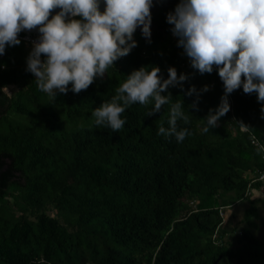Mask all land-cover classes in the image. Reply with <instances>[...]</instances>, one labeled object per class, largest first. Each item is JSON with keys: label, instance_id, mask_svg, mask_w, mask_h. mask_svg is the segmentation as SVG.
<instances>
[{"label": "trees", "instance_id": "16d2710c", "mask_svg": "<svg viewBox=\"0 0 264 264\" xmlns=\"http://www.w3.org/2000/svg\"><path fill=\"white\" fill-rule=\"evenodd\" d=\"M19 39L0 55V89H15L11 97L0 91V155L19 173L1 187L0 264H264L259 208L243 211L241 227L225 226L223 217L252 190L264 194L256 181L264 172V152H256L264 104L255 93L230 94V111L204 133L223 82L216 69H193L172 32L149 43L136 31L138 46L102 79L56 97L26 71L32 49ZM142 66H158L165 79L169 67L189 75L183 89L168 90L189 116L188 124L178 121L191 133L183 142L158 135L169 127L170 105L147 116L154 101L127 108L119 132L95 125L93 110ZM193 85L210 86L198 111L188 107ZM239 121L251 128L241 131Z\"/></svg>", "mask_w": 264, "mask_h": 264}, {"label": "clouds", "instance_id": "9594fccd", "mask_svg": "<svg viewBox=\"0 0 264 264\" xmlns=\"http://www.w3.org/2000/svg\"><path fill=\"white\" fill-rule=\"evenodd\" d=\"M152 7L153 0H0V55L7 46L21 43L22 31L38 29L40 35L32 42L26 71L35 77L39 91L50 97L69 91L79 94L138 46L134 39L137 28L151 43ZM56 9L60 11L52 16ZM167 22L173 25L177 46L183 48L191 67L201 75L216 69L223 82L221 103L202 119L206 121L204 133L219 127L231 108L229 95L241 87L264 104V0H179L167 14ZM160 73L158 66L133 70L111 100L93 110L95 125L119 132L126 123L121 114L127 108L154 101L147 116L170 105L169 127L160 126L158 135L183 142L191 133L178 121L188 124L189 116L183 111V102L172 103L168 90L183 89L189 75L178 74L175 67L168 68L167 79ZM209 90V85L199 91L194 85L187 90L186 95H196L189 109L198 111L200 94ZM0 91L12 96L8 86ZM165 92L167 95L162 94ZM261 113L264 119V107ZM239 125L241 131L251 128L243 121ZM256 152H264V145H258Z\"/></svg>", "mask_w": 264, "mask_h": 264}, {"label": "water", "instance_id": "95a60500", "mask_svg": "<svg viewBox=\"0 0 264 264\" xmlns=\"http://www.w3.org/2000/svg\"><path fill=\"white\" fill-rule=\"evenodd\" d=\"M179 3V0H153V7L151 9L152 13V24H151V39H158L160 42L163 40V36L166 33L172 32L171 29L173 25H170L167 22V14L175 10L176 5ZM104 5L101 4V10H103ZM59 9H56L52 12L54 16ZM51 19V16H50ZM79 19V17H77ZM136 31L141 32L140 28H137ZM38 29L32 31H22L19 34L18 38H21L25 41L33 42L39 37ZM143 40H147L143 37ZM6 110V105L4 102L0 101V115H2ZM12 160L8 155H0V194L1 187H4L7 179H13L19 175V173L10 168Z\"/></svg>", "mask_w": 264, "mask_h": 264}, {"label": "crops", "instance_id": "0c3cea01", "mask_svg": "<svg viewBox=\"0 0 264 264\" xmlns=\"http://www.w3.org/2000/svg\"><path fill=\"white\" fill-rule=\"evenodd\" d=\"M264 196L262 195L261 192H257L252 190L250 196L248 199H245L239 203H236L235 205H233L232 207H236V209L234 210V208L231 209L228 208V210L225 213V219H224V225L225 226H229L231 228L234 227H241V225L239 224V221L241 220L242 215L238 214L239 210L242 209H246L249 208L251 206V204H255L259 210V216L261 219V223L259 224V229L261 231V233H264V202H263V198ZM244 206V207H243ZM239 207V210H238ZM243 210V211H244ZM231 213V214H229Z\"/></svg>", "mask_w": 264, "mask_h": 264}, {"label": "built area", "instance_id": "2783aa9c", "mask_svg": "<svg viewBox=\"0 0 264 264\" xmlns=\"http://www.w3.org/2000/svg\"><path fill=\"white\" fill-rule=\"evenodd\" d=\"M24 41H25V40H24ZM25 42H26V43L28 44V46L31 47V49H32V47H33L32 42H29V41H25ZM262 175H264V172H260V173H258V175H257V177H256V181L260 182L261 187L264 189V179H261V178H260Z\"/></svg>", "mask_w": 264, "mask_h": 264}, {"label": "rangeland", "instance_id": "374dc122", "mask_svg": "<svg viewBox=\"0 0 264 264\" xmlns=\"http://www.w3.org/2000/svg\"><path fill=\"white\" fill-rule=\"evenodd\" d=\"M15 89H11V87L9 88V91L12 93L13 91H14ZM263 196H264V194H262ZM264 198V197H263ZM244 207V206H243ZM234 208V210L236 209V207L234 206V207H232V209ZM231 209V208H230ZM238 210H239V207H238ZM243 210L244 209H240L238 212V214H241V215H243ZM229 214H231V213H229ZM224 217V219H225V215L223 216Z\"/></svg>", "mask_w": 264, "mask_h": 264}]
</instances>
